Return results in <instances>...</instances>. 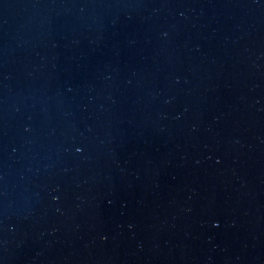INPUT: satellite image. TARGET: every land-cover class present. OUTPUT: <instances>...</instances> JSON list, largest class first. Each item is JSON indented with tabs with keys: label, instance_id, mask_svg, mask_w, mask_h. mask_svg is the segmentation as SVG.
Returning a JSON list of instances; mask_svg holds the SVG:
<instances>
[{
	"label": "water",
	"instance_id": "obj_1",
	"mask_svg": "<svg viewBox=\"0 0 264 264\" xmlns=\"http://www.w3.org/2000/svg\"><path fill=\"white\" fill-rule=\"evenodd\" d=\"M263 6L264 0H0V149Z\"/></svg>",
	"mask_w": 264,
	"mask_h": 264
}]
</instances>
